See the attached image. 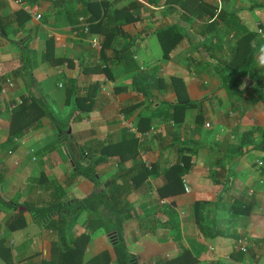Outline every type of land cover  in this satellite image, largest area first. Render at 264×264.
Listing matches in <instances>:
<instances>
[{"label":"crops","instance_id":"obj_1","mask_svg":"<svg viewBox=\"0 0 264 264\" xmlns=\"http://www.w3.org/2000/svg\"><path fill=\"white\" fill-rule=\"evenodd\" d=\"M262 48L264 0H0V264H118L101 224L123 208L137 264H264ZM25 103L43 115L11 136Z\"/></svg>","mask_w":264,"mask_h":264},{"label":"trees","instance_id":"obj_2","mask_svg":"<svg viewBox=\"0 0 264 264\" xmlns=\"http://www.w3.org/2000/svg\"><path fill=\"white\" fill-rule=\"evenodd\" d=\"M94 6L97 7V5ZM208 12L211 17L214 15L213 8L209 7ZM130 20L131 19L126 20V22ZM168 32L170 31H167V33ZM167 33L165 30L158 32V35L161 36L160 39H162L163 35H166ZM254 37H256L255 33H249L245 37H243L241 41H238L231 54V57L224 65L226 71V75L222 76V79L224 81L226 80V78L229 77V74L243 73L245 70L253 67V47L249 46V42ZM244 45H248V47L244 48ZM171 46L166 47V45L161 44L163 50L162 57L164 59L168 57ZM252 91L257 96L258 100L264 104V87L254 85ZM76 102H78V99H76ZM27 109L28 106L25 103L18 112L12 115L10 125L11 136H17L19 135V133H21V131H26L32 125L33 122H36V119H39V117L43 115V110H39L37 114L33 116L26 115ZM98 163L99 160H94L91 161L87 166L76 164V173L93 182V184L97 188V190L89 198H85L81 201L76 202V205L79 207V209L96 212L97 210H99L100 207L111 206V199L109 198L108 191L100 190V183L98 177L96 176L95 170ZM186 171L187 169H184L181 170L180 173L184 174ZM28 211L31 213L33 219H45V213H47V211L50 212L46 208H28ZM113 213V217L110 218L112 219L111 222L108 219V221L101 224V227L104 229L106 237L116 253L117 262L118 264H137V259L135 255L129 253L123 237V225L124 222L129 218V215L124 208L120 210L117 209Z\"/></svg>","mask_w":264,"mask_h":264},{"label":"built area","instance_id":"obj_3","mask_svg":"<svg viewBox=\"0 0 264 264\" xmlns=\"http://www.w3.org/2000/svg\"><path fill=\"white\" fill-rule=\"evenodd\" d=\"M39 18V17H38ZM80 23H81V30L83 31V32H85V33H87L88 32V26H87V24L82 20V19H80ZM75 35H76V32H75ZM91 44L95 47V46H98V41L96 40V39H93L92 41H91ZM13 107V106H12ZM259 165H261V163H259ZM241 248V250H243L244 251V249L242 248V246L240 247Z\"/></svg>","mask_w":264,"mask_h":264},{"label":"clouds","instance_id":"obj_4","mask_svg":"<svg viewBox=\"0 0 264 264\" xmlns=\"http://www.w3.org/2000/svg\"><path fill=\"white\" fill-rule=\"evenodd\" d=\"M261 51L264 52V48H262ZM260 65H261V67H264V59H261Z\"/></svg>","mask_w":264,"mask_h":264},{"label":"rangeland","instance_id":"obj_5","mask_svg":"<svg viewBox=\"0 0 264 264\" xmlns=\"http://www.w3.org/2000/svg\"><path fill=\"white\" fill-rule=\"evenodd\" d=\"M248 161H250V160L248 159Z\"/></svg>","mask_w":264,"mask_h":264}]
</instances>
